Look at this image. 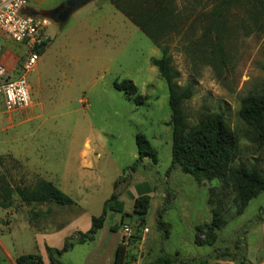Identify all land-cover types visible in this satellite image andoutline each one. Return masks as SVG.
<instances>
[{
    "label": "rangeland",
    "instance_id": "rangeland-1",
    "mask_svg": "<svg viewBox=\"0 0 264 264\" xmlns=\"http://www.w3.org/2000/svg\"><path fill=\"white\" fill-rule=\"evenodd\" d=\"M173 1L184 22L180 32L166 44L180 76L178 85L194 86L193 98L184 104L189 126L194 128L208 117L222 114L237 137L235 164L257 165L264 174V146L255 142V133L238 115L243 98L264 94V34L246 37L239 29L232 30L227 45L228 65L217 73L205 64L195 47L203 31L201 19L210 12L212 0ZM63 2L31 0L29 4L34 15L49 22V43L35 68L26 75L32 106L7 112L0 99V264H16L21 255L39 254L35 253L34 235L65 226L68 219L84 209L100 216L102 202L111 196L112 182L118 178L131 181L136 172L148 177L155 191L158 187L169 189L171 195L165 193L161 199L156 191L147 223L127 215L118 223L122 241L130 246L129 264L138 261L140 255L145 257L143 264H151L158 256L177 251L183 257L190 255L219 264L212 260L214 252L234 254L241 231L247 232V240L250 234L252 247L259 255L264 254L262 236L258 240V234H253L257 222L264 219V193L238 216L230 186L199 184L180 168L171 169L169 88L151 65L152 59L161 57V50L111 0H90L62 21L48 16L61 9ZM241 16L236 13V17ZM26 54L25 47L0 35V63L14 78L22 74ZM123 80L134 82L139 94L146 97L144 105L136 106L114 88ZM138 135H144L156 149L158 164L144 158L142 167L130 173L139 158ZM21 136L26 137V156H19ZM33 148L44 156L38 161L43 170L35 168L34 159H30ZM41 171L42 175L38 174ZM39 180L54 183L77 204L66 208L35 207L19 200L9 209L2 208L7 201L6 186L33 187ZM210 198L215 207L221 199L225 206L223 219L227 226L219 232L216 242L209 240L207 229L197 232L198 226L212 221ZM127 204L128 207L129 201ZM47 210L51 213L47 214ZM159 215L167 224L165 229L157 224ZM208 218L211 220L204 222ZM145 226L151 233L142 246L144 236H148L142 230ZM125 227L130 228L129 235H125ZM90 245L88 250L87 246H78L65 254L62 262L82 264L94 247ZM43 259L48 262L46 254Z\"/></svg>",
    "mask_w": 264,
    "mask_h": 264
},
{
    "label": "trees",
    "instance_id": "trees-1",
    "mask_svg": "<svg viewBox=\"0 0 264 264\" xmlns=\"http://www.w3.org/2000/svg\"><path fill=\"white\" fill-rule=\"evenodd\" d=\"M115 8L137 26L161 50V57L151 60V65L158 70L161 78L169 88V107L171 110V126L173 130L172 168L178 167L186 175H190L199 184L215 182L230 186L235 193L234 202L237 205V215L242 214L249 203L264 193V174L257 165L247 166L235 164L238 150V141L235 133L228 126L222 114L213 115L191 128L187 122L184 104L194 96V86L188 84L184 87L178 85L179 73L173 67V57L166 41L183 27V17L174 6L173 0H111ZM236 13L243 16L236 17ZM235 17L237 19H235ZM203 31L195 44L205 64L221 73L228 65L227 45L232 30L239 29L246 37L264 34V0H212L210 12L201 19ZM235 32V31H234ZM49 39L38 47L40 55L43 54ZM114 88L123 92L136 106L144 105L146 97L138 92V87L131 80L116 82ZM240 120L255 133V142L264 146V94L249 95L240 102L238 112ZM139 158L130 168V173L136 172L142 165L144 158L158 164V152L144 135L137 136ZM149 166V165H148ZM150 167V166H149ZM128 179L120 178L115 182L114 193L108 199L100 216L92 218V227L86 232H76L68 237L62 249L46 247L47 264H63L61 259L77 244H87L95 241L98 232L103 228L108 212H116L126 216L124 203L119 200V186ZM167 182V178L165 180ZM213 189V188H212ZM7 201L2 208L13 207L16 201L35 207L56 205L61 208L73 207L76 202L66 195L54 183L39 180L33 187H17L4 189ZM169 196V189L164 190ZM212 194H215L214 189ZM223 199L218 206L212 198L209 205L212 207V221L205 226H198L197 232L204 229L208 231L210 241H215L227 222L223 219L225 206ZM150 196L144 195L136 199L134 213L145 222L150 209ZM37 215L35 210L31 211ZM51 211L47 210V214ZM38 216V215H37ZM260 219L257 224H262ZM29 222H33L30 219ZM157 224L165 229L167 224L159 215ZM112 232H118L119 225L113 227ZM248 231V230H247ZM245 231H241L236 245V252L229 254L226 251H215L214 257L218 259L246 260L247 239ZM197 244H199L196 241ZM128 243L122 242L117 250L114 264H129ZM16 264H46L41 254L21 255ZM156 264H208V259H191L179 261L164 258Z\"/></svg>",
    "mask_w": 264,
    "mask_h": 264
},
{
    "label": "crops",
    "instance_id": "crops-1",
    "mask_svg": "<svg viewBox=\"0 0 264 264\" xmlns=\"http://www.w3.org/2000/svg\"><path fill=\"white\" fill-rule=\"evenodd\" d=\"M10 75H12V72L7 71ZM10 142V141H9ZM19 156H26V154H28V146H26V137L21 136L19 138ZM40 153V154H39ZM33 157L30 159H34L35 164L34 167L38 168V169H42L41 165L39 164V160H43L44 156L41 155V152H39L38 149L33 148ZM82 156V155H81ZM43 170V169H42ZM38 174L42 175V171L38 172ZM141 173L136 172L134 173L131 177V181L128 180V183H126V185H124L125 190L122 191V185L121 184L119 186L118 189V193H119V200L121 202L124 203V213L128 216V218H132V220L136 221L137 219H140L135 213H134V207H135V201L137 198L147 195L150 196L151 198V202H150V208H151V203H152V199L156 197V191H159L160 194L159 196H161L162 198H165V192L163 189H159L160 187H158L156 189V191L154 190V188L152 187L151 181L148 177H142L140 175ZM118 179H115L112 184L110 185V187H112V192H111V196L114 193V185L115 182L118 181ZM130 181V182H129ZM128 185V186H127ZM105 187L102 185V191H104ZM110 196V197H111ZM126 198L128 199L127 201H129V206L127 207V201ZM110 199V198H106V200H104L102 202V207H104L105 202ZM75 201V200H74ZM77 204V203H76ZM150 210V209H149ZM103 212V210H102ZM96 216L90 212H88V210L84 209L83 211H81L80 214L78 215H73L71 219H68L65 226H62L61 228L58 229H54L50 232L46 231H40L37 234L34 235V239L36 242V251L41 254L42 256H44L46 253V247H50V248H54V249H62L64 247L65 241L68 237L72 236L74 233L76 232H88L91 227H92V218ZM125 216V217H127ZM147 216V215H146ZM125 217H123L122 214L116 213V212H108L107 217H106V221L105 224L103 226V228L98 232L96 239L94 242L92 243H87V244H77L75 245L68 253H72L76 250V248L79 246L81 248L86 247L87 250L88 248H90V244H93L94 247H92L91 251L89 254H87L84 257V261L82 262V264H114L115 262V256H116V250L118 248V246L123 242L122 238L120 237V234L118 232H112V228L115 227L118 223H121L122 221L125 220ZM147 218L145 217V223H147ZM208 220H204V222H209ZM202 222V220L200 221V223ZM120 225V224H118ZM143 229H147L148 230V236H144L143 240H142V246L145 245V241L147 239H149V235L151 233V231L149 230V228L147 226H145ZM221 232V231H220ZM144 233V234H147ZM102 234V235H101ZM253 234H258L257 239H260V236H262V241L260 240V243L262 242V246L264 247V222L262 224H259L254 230H253ZM101 236L104 237L103 239H101ZM250 234L248 235V240H247V258L246 260L242 261V260H229V259H218L216 257L215 260L212 259L213 261H219V264H264V254L262 252V255H259L260 253L256 251V248L252 247V245L250 244L251 240H250ZM147 238V239H146ZM247 239V237H246ZM258 239V240H259ZM256 240V239H255ZM90 245V246H89ZM129 246V245H128ZM130 248V246H129ZM128 248V250H129ZM134 248V246H131V249ZM236 250V247H235ZM260 251V250H258ZM66 253V254H68ZM162 253L164 254V251H162ZM161 253V254H162ZM34 254V253H33ZM166 257L164 255H160L158 256L155 261L151 264H156L158 263V261L164 259V258H171V259H177L179 261H186V260H191V259H196V257L194 256H182V253L180 251L177 252H173V253H165ZM9 256V253H8ZM11 257V255H10ZM145 257L142 258V256L140 255L138 258V261L133 262L132 264H143ZM63 259V257H62ZM61 259V261H62ZM198 259V258H197ZM217 261V262H218ZM46 264L48 262L44 261ZM63 263V262H62ZM64 264V263H63ZM208 264H210V260H208ZM218 264V263H216Z\"/></svg>",
    "mask_w": 264,
    "mask_h": 264
},
{
    "label": "built area",
    "instance_id": "built-area-1",
    "mask_svg": "<svg viewBox=\"0 0 264 264\" xmlns=\"http://www.w3.org/2000/svg\"><path fill=\"white\" fill-rule=\"evenodd\" d=\"M31 0H0V35L27 49L18 78L10 75L0 63V99L7 112L24 110L32 106L31 88L26 75L37 65L40 53L37 50L48 41V20L34 15L29 4ZM125 235L130 228L125 227ZM147 233V229H143ZM205 239V236H202Z\"/></svg>",
    "mask_w": 264,
    "mask_h": 264
},
{
    "label": "water",
    "instance_id": "water-1",
    "mask_svg": "<svg viewBox=\"0 0 264 264\" xmlns=\"http://www.w3.org/2000/svg\"><path fill=\"white\" fill-rule=\"evenodd\" d=\"M88 1L90 0H65L68 5L66 9H57L56 11L50 12L48 16L53 19H58L59 21L65 20L69 13L85 5Z\"/></svg>",
    "mask_w": 264,
    "mask_h": 264
},
{
    "label": "flooded vegetation",
    "instance_id": "flooded-vegetation-1",
    "mask_svg": "<svg viewBox=\"0 0 264 264\" xmlns=\"http://www.w3.org/2000/svg\"><path fill=\"white\" fill-rule=\"evenodd\" d=\"M63 4H64V5H63V7H61V9H62V8H65V9H66V8L68 7V5H67V3L65 2V0H64Z\"/></svg>",
    "mask_w": 264,
    "mask_h": 264
}]
</instances>
